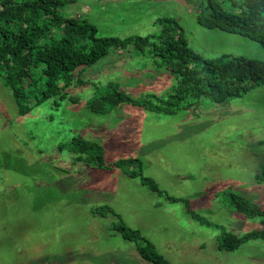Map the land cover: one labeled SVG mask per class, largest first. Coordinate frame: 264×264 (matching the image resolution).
<instances>
[{"label": "rangeland", "instance_id": "374dc122", "mask_svg": "<svg viewBox=\"0 0 264 264\" xmlns=\"http://www.w3.org/2000/svg\"><path fill=\"white\" fill-rule=\"evenodd\" d=\"M65 11L86 16L101 35L121 37L158 34L159 19L172 16L206 57L264 59L256 40L202 26L188 0H78ZM157 60L133 46L113 50L82 72L86 83L24 115L0 77V264H156L117 229L120 219L170 264H264L263 237L221 250V229L198 221L186 202L238 235L264 229L261 217L235 211L224 197L232 189L264 208V186L255 179L264 165V84L225 103L203 97L171 114L128 103L107 113L88 107L110 82L138 99L167 95L178 78ZM75 137L100 143L108 163L139 157L165 193L120 168L77 160Z\"/></svg>", "mask_w": 264, "mask_h": 264}, {"label": "trees", "instance_id": "16d2710c", "mask_svg": "<svg viewBox=\"0 0 264 264\" xmlns=\"http://www.w3.org/2000/svg\"><path fill=\"white\" fill-rule=\"evenodd\" d=\"M77 1L0 0V77L12 90L22 115L53 96L65 98L70 85L86 83L81 75L88 66L113 50L130 46L142 55L150 52L158 59L160 68L178 78V83L165 96L151 94L149 98L138 99L122 91L119 83L110 82L89 100L88 107L93 112L107 113L128 103L171 114L194 107L203 97L225 103L264 84V59L229 53L206 57L190 46L185 30L175 17H161L159 22L163 28L158 34L101 35L98 26L86 16L65 11ZM188 1L196 8L197 21L202 26L237 33L264 46V0ZM154 98L156 102L152 101ZM71 143L77 160L97 163L106 169L120 168L130 177H140L154 191L165 193L153 178L144 174L143 161L139 157L108 163L100 143L84 137H75ZM260 143L263 144L264 139ZM255 179L264 186V165ZM166 196L172 202L186 201ZM224 197L230 208L247 216H259L264 224V208L260 204L232 189L226 190ZM186 202L189 212L198 221L221 229L218 240L221 250H234L251 238H264V229H253L243 235L229 231L192 210L189 201ZM106 208L111 210V207ZM116 224L126 239L139 243L138 252L144 259L170 264L140 230L128 226L122 219Z\"/></svg>", "mask_w": 264, "mask_h": 264}]
</instances>
